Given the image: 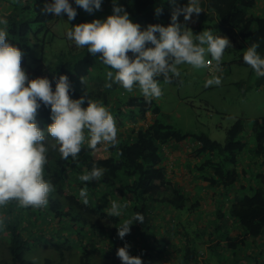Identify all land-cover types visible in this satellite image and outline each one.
Returning a JSON list of instances; mask_svg holds the SVG:
<instances>
[{"label":"trees","instance_id":"trees-1","mask_svg":"<svg viewBox=\"0 0 264 264\" xmlns=\"http://www.w3.org/2000/svg\"><path fill=\"white\" fill-rule=\"evenodd\" d=\"M47 2L0 0L9 40L24 52L21 67L30 79L53 81V90L54 78L61 74L72 87V79L86 78L84 92L73 88L71 98L87 94L102 102L116 120L119 143L95 150L85 144L75 160H63L48 137L45 179L55 191L44 208L25 209L11 202L0 209L6 217L0 228V264H121L116 251L125 242L143 264H264V116L237 119L219 143L206 134L175 130L169 120L158 118L153 99L146 101L119 85L105 87L106 77L91 73L102 69L99 54L90 55L86 48L67 45L69 58L46 67L32 59L28 37L32 24L48 31L57 21L42 14ZM123 3L141 29L171 22L174 6L168 0ZM186 3L177 0L175 6ZM200 6L203 12L187 26L228 37L233 47L225 52L264 42V0H201ZM258 52L264 56V45ZM260 79L264 83V77ZM36 119L45 128L51 123L50 109L42 105ZM94 165L106 169L101 181H81L79 176ZM85 183L87 205L79 195ZM113 199L127 204L119 218L106 214ZM196 207L202 209L200 218ZM135 212L144 215V223L134 222L122 241L116 226Z\"/></svg>","mask_w":264,"mask_h":264},{"label":"clouds","instance_id":"clouds-1","mask_svg":"<svg viewBox=\"0 0 264 264\" xmlns=\"http://www.w3.org/2000/svg\"><path fill=\"white\" fill-rule=\"evenodd\" d=\"M168 2L174 7L167 26L157 23L141 29L118 0H112L111 15L71 25L66 37L77 47L86 48L90 55L99 54L97 58L110 69L106 72L105 87L115 84L128 92L138 87L149 102L164 94L159 78L171 83L181 76V65L208 69L210 78L204 87L221 85L224 53L233 47L229 38L215 35L212 30L194 34L187 26L203 12L201 0H187L183 6H175L177 0ZM73 4L91 14L101 9L102 0H50L41 12L55 17L66 14L71 22L77 16ZM155 11L162 14L159 7ZM258 47L251 43L243 60L257 77H264V56L259 54ZM23 56V50L9 40L8 20L0 17V209L11 202L25 209L47 207L49 196L55 191L52 182L45 179L50 147L58 150L61 159L75 160L85 144L95 150L98 145L116 147L119 143L116 120L102 102L89 99L87 94V99L71 98L73 87L67 75L54 78V90L53 81L47 77L30 79L21 67ZM42 105L50 109L51 120L43 129L36 119ZM48 137L55 141L50 147L45 143ZM105 172L106 169L94 165L79 179L98 182ZM79 195L87 205V183ZM126 207L119 199H113L106 214L119 218ZM144 220L142 213H133L116 226L117 237L123 241L130 226L134 222L143 224ZM5 224L6 217L0 215V228ZM129 249L126 242L117 248L121 264H143L141 257L131 255Z\"/></svg>","mask_w":264,"mask_h":264},{"label":"rangeland","instance_id":"rangeland-1","mask_svg":"<svg viewBox=\"0 0 264 264\" xmlns=\"http://www.w3.org/2000/svg\"><path fill=\"white\" fill-rule=\"evenodd\" d=\"M123 1L118 0V4L124 6ZM73 6L77 8V16L73 22L80 23L102 20L112 14L113 7L112 0H102L101 9L89 14L78 6ZM67 22L66 14H62L48 31L44 27L38 30V26L32 24L28 43L33 60L42 62L46 67H54L69 58L65 53L66 46L75 44L66 37V32L72 25V21L69 24ZM191 30L195 34L207 29ZM258 45L259 51L264 42ZM245 50L224 53L222 83L219 86L204 87V82L210 78L208 69L179 66L181 76L175 78V82L160 81L164 94L159 99H153L158 118L169 120L174 129L183 134H206L210 139L224 143L227 129L237 119L251 121L264 116V83L249 65L240 61ZM108 70L110 69L102 64V69L97 67L91 73L99 72L106 77ZM72 81L73 88L81 92H84L83 84H89L86 78H74ZM127 93L141 95L138 87ZM193 209L196 216L200 213V218L202 209Z\"/></svg>","mask_w":264,"mask_h":264}]
</instances>
